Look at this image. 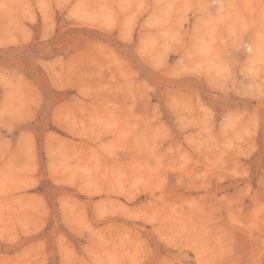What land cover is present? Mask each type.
<instances>
[{"label": "rangeland", "instance_id": "rangeland-1", "mask_svg": "<svg viewBox=\"0 0 264 264\" xmlns=\"http://www.w3.org/2000/svg\"><path fill=\"white\" fill-rule=\"evenodd\" d=\"M0 264H264V0H0Z\"/></svg>", "mask_w": 264, "mask_h": 264}]
</instances>
